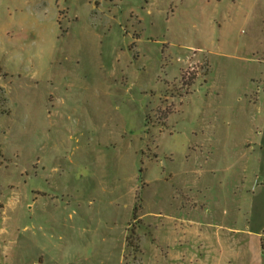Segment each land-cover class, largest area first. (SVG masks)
Wrapping results in <instances>:
<instances>
[{"label": "rangeland", "instance_id": "rangeland-1", "mask_svg": "<svg viewBox=\"0 0 264 264\" xmlns=\"http://www.w3.org/2000/svg\"><path fill=\"white\" fill-rule=\"evenodd\" d=\"M34 262L264 264V0H0V264Z\"/></svg>", "mask_w": 264, "mask_h": 264}, {"label": "crops", "instance_id": "crops-1", "mask_svg": "<svg viewBox=\"0 0 264 264\" xmlns=\"http://www.w3.org/2000/svg\"><path fill=\"white\" fill-rule=\"evenodd\" d=\"M34 264H38L37 262H34Z\"/></svg>", "mask_w": 264, "mask_h": 264}, {"label": "trees", "instance_id": "trees-1", "mask_svg": "<svg viewBox=\"0 0 264 264\" xmlns=\"http://www.w3.org/2000/svg\"><path fill=\"white\" fill-rule=\"evenodd\" d=\"M135 208H136V206H135Z\"/></svg>", "mask_w": 264, "mask_h": 264}]
</instances>
